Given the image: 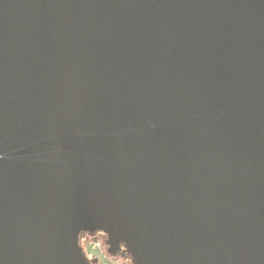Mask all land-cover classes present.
Returning a JSON list of instances; mask_svg holds the SVG:
<instances>
[{"label":"water","instance_id":"1","mask_svg":"<svg viewBox=\"0 0 264 264\" xmlns=\"http://www.w3.org/2000/svg\"><path fill=\"white\" fill-rule=\"evenodd\" d=\"M0 264H264V0H0Z\"/></svg>","mask_w":264,"mask_h":264},{"label":"clouds","instance_id":"2","mask_svg":"<svg viewBox=\"0 0 264 264\" xmlns=\"http://www.w3.org/2000/svg\"><path fill=\"white\" fill-rule=\"evenodd\" d=\"M4 155L0 154V160ZM108 237L104 232H99L95 237L88 234H81V239L77 242L79 249L87 264H135V258L128 250V245L123 242L120 254L113 256L109 252L110 246L106 243Z\"/></svg>","mask_w":264,"mask_h":264},{"label":"flooded vegetation","instance_id":"3","mask_svg":"<svg viewBox=\"0 0 264 264\" xmlns=\"http://www.w3.org/2000/svg\"><path fill=\"white\" fill-rule=\"evenodd\" d=\"M99 232H103V231H95V232L82 231V232L79 233L78 241L81 239V234H88V235H91V236H94V237H95ZM107 240H108V239H107ZM106 243H107V241H106ZM122 243H123V242H121V245H122ZM81 250H82V249H81ZM121 251H122V250H121ZM121 251L117 252L116 254H113V253H111L110 248H109V252H110L113 256L120 254Z\"/></svg>","mask_w":264,"mask_h":264},{"label":"rangeland","instance_id":"4","mask_svg":"<svg viewBox=\"0 0 264 264\" xmlns=\"http://www.w3.org/2000/svg\"><path fill=\"white\" fill-rule=\"evenodd\" d=\"M94 237V236H93Z\"/></svg>","mask_w":264,"mask_h":264}]
</instances>
